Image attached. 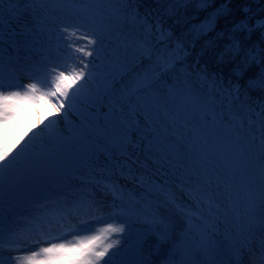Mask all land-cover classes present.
<instances>
[{
    "label": "snow or ice",
    "instance_id": "obj_1",
    "mask_svg": "<svg viewBox=\"0 0 264 264\" xmlns=\"http://www.w3.org/2000/svg\"><path fill=\"white\" fill-rule=\"evenodd\" d=\"M144 3L0 0V264H264V8Z\"/></svg>",
    "mask_w": 264,
    "mask_h": 264
},
{
    "label": "rangeland",
    "instance_id": "obj_2",
    "mask_svg": "<svg viewBox=\"0 0 264 264\" xmlns=\"http://www.w3.org/2000/svg\"><path fill=\"white\" fill-rule=\"evenodd\" d=\"M28 80L21 74V83H27ZM45 107V108H44ZM43 117H49L54 119H59L60 117L56 115L53 110V103L48 101H41L39 106H22L17 109V114L13 120L8 123L0 124V140L6 141L8 144L14 143L18 138H26V134L30 135V129H33V126L37 124L38 119ZM47 122V121H45ZM131 186V185H130ZM169 215L175 217V213L170 211ZM71 222L73 224H78L79 219L76 216L71 217ZM175 223L179 227L181 225V221L178 217H175ZM103 224L93 223L89 225L90 231L85 234H91L97 227H102ZM57 230V231H56ZM45 231H48L45 229ZM67 233V235H64ZM51 236H59L60 239L58 241H52L49 237V242H63L67 243L72 239V235L68 232L67 227L64 229L54 227L51 229ZM115 238V237H114ZM48 246L47 243H41L39 245L30 244L28 249L22 250L21 255H27L28 252L32 250H39V247ZM30 254V253H29Z\"/></svg>",
    "mask_w": 264,
    "mask_h": 264
},
{
    "label": "trees",
    "instance_id": "obj_3",
    "mask_svg": "<svg viewBox=\"0 0 264 264\" xmlns=\"http://www.w3.org/2000/svg\"><path fill=\"white\" fill-rule=\"evenodd\" d=\"M223 2V0H217V6ZM155 7L151 3V0H145V3L140 7V11L144 12L145 10ZM228 7L231 9V13L228 17L229 21H238L240 19H243L245 16V13L243 11L244 8L251 9V12L249 14H255V16L259 17L261 15V9L264 8V0H231V3L228 5ZM225 20H221L220 27L225 28ZM230 26V25H228ZM257 39L256 35H253V40L255 41ZM209 57H205V59H208ZM227 71V69H225Z\"/></svg>",
    "mask_w": 264,
    "mask_h": 264
},
{
    "label": "bare ground",
    "instance_id": "obj_4",
    "mask_svg": "<svg viewBox=\"0 0 264 264\" xmlns=\"http://www.w3.org/2000/svg\"><path fill=\"white\" fill-rule=\"evenodd\" d=\"M31 107H34V106H31ZM44 108H45V107H44ZM72 217H73V216H72ZM52 226H56V227H58V225L55 223V220H54ZM29 253H30V252H28V254H29Z\"/></svg>",
    "mask_w": 264,
    "mask_h": 264
}]
</instances>
